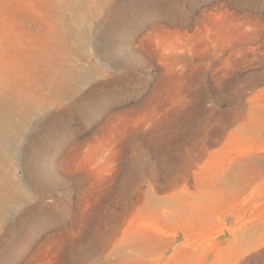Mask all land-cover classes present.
Masks as SVG:
<instances>
[{"label":"rangeland","instance_id":"obj_1","mask_svg":"<svg viewBox=\"0 0 264 264\" xmlns=\"http://www.w3.org/2000/svg\"><path fill=\"white\" fill-rule=\"evenodd\" d=\"M4 108L0 264H264V0H0Z\"/></svg>","mask_w":264,"mask_h":264},{"label":"bare ground","instance_id":"obj_2","mask_svg":"<svg viewBox=\"0 0 264 264\" xmlns=\"http://www.w3.org/2000/svg\"><path fill=\"white\" fill-rule=\"evenodd\" d=\"M2 103V102H1ZM14 109L4 108L0 111V151H4L5 142L7 139V128L12 123Z\"/></svg>","mask_w":264,"mask_h":264}]
</instances>
